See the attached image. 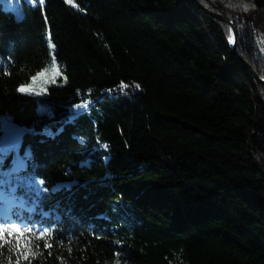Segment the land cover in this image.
Returning a JSON list of instances; mask_svg holds the SVG:
<instances>
[{
  "label": "trees",
  "instance_id": "16d2710c",
  "mask_svg": "<svg viewBox=\"0 0 264 264\" xmlns=\"http://www.w3.org/2000/svg\"><path fill=\"white\" fill-rule=\"evenodd\" d=\"M13 1L0 189L29 209L0 222L30 253L0 264H264V0ZM51 43L59 84L18 91Z\"/></svg>",
  "mask_w": 264,
  "mask_h": 264
},
{
  "label": "snow or ice",
  "instance_id": "6c2138e0",
  "mask_svg": "<svg viewBox=\"0 0 264 264\" xmlns=\"http://www.w3.org/2000/svg\"><path fill=\"white\" fill-rule=\"evenodd\" d=\"M38 2L42 4L43 0H38ZM66 2L71 4L72 0H66ZM245 7H247V6H245ZM49 71L51 73L50 78L47 81L42 82L39 85V88L33 87V85L35 84L37 79L44 77ZM60 75H61L60 69L56 63L55 58H53L50 69H45L43 72H39L37 74V76H34L32 78L33 85H28L27 87H20L18 89V91H20L22 93L28 92V91H33V92H35V94L40 95L41 92H44L47 90L45 87V84L46 83H55V78L59 77ZM122 87H127V85H122ZM136 87L139 88V85H136ZM11 147H15V145L13 144ZM7 150H8V146H5L4 151H7ZM28 231H30V229L25 228L22 231L21 228L15 227V226L12 227L11 229L0 227V246H2L3 244H12L13 248L16 249L18 251V253L23 256V259L27 260L29 253H30V247H29L27 241H25L22 244L20 238L22 236H24V234ZM14 233L18 234V235L14 236ZM5 234H7V236ZM46 236H51V233L48 232L47 230H43L40 232V234L38 236H36V239H44ZM13 239L15 240L14 244L12 243ZM45 247H50V245L46 242ZM18 264H19V262H18Z\"/></svg>",
  "mask_w": 264,
  "mask_h": 264
},
{
  "label": "rangeland",
  "instance_id": "374dc122",
  "mask_svg": "<svg viewBox=\"0 0 264 264\" xmlns=\"http://www.w3.org/2000/svg\"><path fill=\"white\" fill-rule=\"evenodd\" d=\"M11 2H9L7 5L10 7L11 10L15 11L19 17L22 16V13L19 12V9L16 8V5H15V1L13 0H10ZM249 3V2H248ZM258 12V11H257ZM216 16H226V15H216ZM257 16H260L261 19L264 17V13L263 12H258L257 13ZM227 17V16H226ZM228 18V17H227ZM229 19V18H228ZM230 20V19H229ZM223 21V20H222ZM231 21V20H230ZM261 21V20H260ZM232 22V21H231ZM228 24V23H227ZM233 24V27L234 29L236 30L235 26H234V23L232 22ZM264 25V24H262ZM231 26V25H230ZM232 27V26H231ZM262 31L256 36V41L260 44V47L263 51V54H264V26L262 27ZM233 29V28H232ZM237 32V31H236ZM237 38H238V35H237ZM232 44L234 42V30H233V38H232ZM55 52H56V47L53 45V43H51V56H50V61L48 63V65L46 66V68H44L41 72H43L45 69H50L51 68V64H52V60L53 58H55ZM56 60V58H55ZM57 63V61H56ZM58 65V63H57ZM59 67V65H58ZM60 69V72H61V68L59 67ZM62 73V72H61ZM37 76V75H36ZM51 76V73L50 71L42 78H38L37 81L35 82V84L33 85V80L29 83V84H26V85H23L22 87H27L28 85H33V87L35 88H39V85L42 83V82H45L47 81ZM60 77V76H59ZM59 77H56L55 80ZM264 80V79H263ZM63 83V82H62ZM52 84H59V82H56L55 83H46L45 84V87L47 89L48 86L52 85ZM46 92V91H44ZM44 92H41V94H43ZM24 94H30V95H35V96H39L37 94H35V92L33 91H28V92H23ZM40 94V95H41ZM21 206V203H17L12 197L10 196H7L5 194V191L3 190H0V211L2 215H8L10 212H11V209L13 206Z\"/></svg>",
  "mask_w": 264,
  "mask_h": 264
},
{
  "label": "water",
  "instance_id": "95a60500",
  "mask_svg": "<svg viewBox=\"0 0 264 264\" xmlns=\"http://www.w3.org/2000/svg\"><path fill=\"white\" fill-rule=\"evenodd\" d=\"M207 13H210V12L207 11ZM214 16H215L216 18L220 19V20L225 21L226 23H228L229 25L232 26V28H233V30H234V42H233L232 50H233L234 53H236V49H237V32H236V30L234 29L232 22H231L226 16H216V15H214ZM248 67H249V69H251V67H250L249 65H248ZM251 70H252V69H251ZM252 73L254 74L255 78H256L259 82L264 83V80L261 79L260 77H258V76L256 75V73H255L253 70H252Z\"/></svg>",
  "mask_w": 264,
  "mask_h": 264
}]
</instances>
